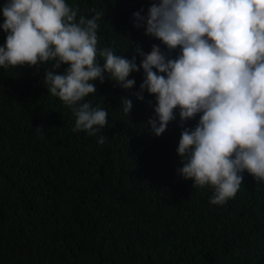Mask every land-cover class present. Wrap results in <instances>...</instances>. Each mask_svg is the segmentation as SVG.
Here are the masks:
<instances>
[{"label":"trees","instance_id":"obj_1","mask_svg":"<svg viewBox=\"0 0 264 264\" xmlns=\"http://www.w3.org/2000/svg\"><path fill=\"white\" fill-rule=\"evenodd\" d=\"M67 2L77 17L102 12L98 47L128 56L131 41L145 51L160 43L133 26L132 12L152 0ZM43 76L44 66H0V264H264V180L244 170L235 196L212 204V186L176 172L180 131L198 114L154 135L153 97L133 95L141 70L131 89L94 81L85 99L108 122L95 135L73 132L72 111ZM121 96L133 101L128 115Z\"/></svg>","mask_w":264,"mask_h":264},{"label":"clouds","instance_id":"obj_2","mask_svg":"<svg viewBox=\"0 0 264 264\" xmlns=\"http://www.w3.org/2000/svg\"><path fill=\"white\" fill-rule=\"evenodd\" d=\"M91 11L77 17L67 0H4L0 66H44L48 93L75 117L72 131L88 135L108 122L107 109L85 99L96 93L94 81L131 89L130 73L142 70L133 95L153 97L146 123L154 135L177 117L182 126L198 114L194 126L180 131L179 176L193 187L212 186V204L235 196L244 170L264 180V0H152L146 11L132 12L133 26L160 43L145 51L130 40L128 56L98 47L102 12ZM119 105L128 115L133 101L121 96ZM105 139L99 135L97 143Z\"/></svg>","mask_w":264,"mask_h":264}]
</instances>
